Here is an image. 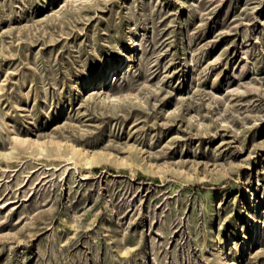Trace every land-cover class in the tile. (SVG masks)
Segmentation results:
<instances>
[{
    "label": "rangeland",
    "instance_id": "374dc122",
    "mask_svg": "<svg viewBox=\"0 0 264 264\" xmlns=\"http://www.w3.org/2000/svg\"><path fill=\"white\" fill-rule=\"evenodd\" d=\"M221 260L264 264V0H0V264Z\"/></svg>",
    "mask_w": 264,
    "mask_h": 264
},
{
    "label": "bare ground",
    "instance_id": "6f19581e",
    "mask_svg": "<svg viewBox=\"0 0 264 264\" xmlns=\"http://www.w3.org/2000/svg\"><path fill=\"white\" fill-rule=\"evenodd\" d=\"M132 44H134V45L136 44V45H137L135 39H133ZM114 67H117V66H114ZM114 67H111V68H109V69L113 71V68H114ZM107 81H108V79H107ZM96 82H98V80H96ZM105 84H106V83H105ZM99 86H100V84H99ZM99 86H98V87H99ZM70 148H71V149H70L71 152H73V153H78L79 155L82 154V156H84V157H82V158L85 160V163H86L87 165L90 164L91 161H92L93 158H94V155H89V154L85 153L83 150L79 149V147L77 148V147H74V146L70 145ZM251 216H252V215H251ZM246 217H250V216H248V214H246ZM221 263H222V264H229L228 261H226V260H221Z\"/></svg>",
    "mask_w": 264,
    "mask_h": 264
}]
</instances>
